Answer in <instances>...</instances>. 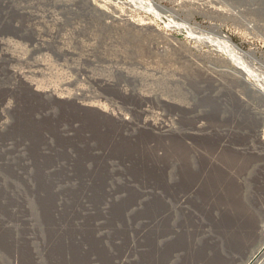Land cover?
<instances>
[{
    "label": "rangeland",
    "instance_id": "rangeland-1",
    "mask_svg": "<svg viewBox=\"0 0 264 264\" xmlns=\"http://www.w3.org/2000/svg\"><path fill=\"white\" fill-rule=\"evenodd\" d=\"M242 69L264 77V0H0V264L264 250V98Z\"/></svg>",
    "mask_w": 264,
    "mask_h": 264
},
{
    "label": "bare ground",
    "instance_id": "bare-ground-1",
    "mask_svg": "<svg viewBox=\"0 0 264 264\" xmlns=\"http://www.w3.org/2000/svg\"><path fill=\"white\" fill-rule=\"evenodd\" d=\"M127 20V19H126ZM129 21V20H128ZM131 23V22H130ZM136 27V26H135ZM221 38H222V40H223V42H225L226 43V45L228 46V47H230V48H232V49H235V50H240V49H238L237 47V45L236 44H234L233 43V41L230 39V37H228V36H226V35H219ZM237 46V47H236ZM229 48V49H230ZM242 74H243V78L244 77H247V78H249L250 80H251V82L248 84L250 87H252V89L254 88V90L255 91H257L263 98H264V77L263 76H261L260 74H254V75H251V74H248V71H246V70H244V69H242V72H241ZM243 78H242V80H243ZM244 81V80H243ZM246 83V82H245ZM247 84V83H246ZM95 106V105H94ZM97 106V105H96ZM149 146H151V143H147ZM211 161L212 160H210L209 162H210V166L212 167V165L214 164H212L211 163ZM182 166V165H181ZM209 166V165H208ZM183 167V166H182ZM184 168V167H183ZM182 168V169H183ZM214 168V167H213ZM219 168V167H218ZM181 169V170H182ZM210 169V168H209ZM208 169V170H209ZM225 169V168H224ZM203 170V169H202ZM207 170V169H206ZM215 171H217V170H215ZM204 173V172H203ZM227 173V172H226ZM211 174V173H210ZM209 174V175H210ZM215 174V173H214ZM217 174V173H216ZM196 175H197V173H196ZM202 175V174H201ZM204 175V174H203ZM185 176V175H184ZM187 176V175H186ZM208 176V175H207ZM206 176V177H207ZM201 177V176H200ZM203 177V176H202ZM186 178V177H185ZM183 179V178H182ZM190 179V178H189ZM192 179V178H191ZM199 180V179H198ZM203 180V179H202ZM176 181V180H175ZM188 181V180H187ZM192 181H193V179H192ZM205 181V180H204ZM181 182V181H180ZM186 182V181H185ZM196 183V182H195ZM198 183V182H197ZM197 183L195 184V187H193L192 186V184H190L191 186H190V189H189V192H192L193 190L195 191L196 189H197ZM179 184V183H178ZM173 185V184H172ZM171 185V186H172ZM180 185V184H179ZM178 185V186H179ZM183 185H185V184H183ZM202 185V184H201ZM167 186H166V184H165V188H166ZM169 188V187H168ZM167 188V189H168ZM171 188V187H170ZM176 188V187H175ZM179 188H181V187H179ZM170 190V189H169ZM178 190V189H177ZM185 190V189H184ZM183 190V191H184ZM188 190V189H187ZM187 190H186V193H187ZM168 191V190H167ZM166 191V192H167ZM171 191H172V189H171ZM198 191V190H197ZM163 192V191H162ZM173 192L174 191H172V195H173ZM175 193H176V189H175ZM174 193V194H175ZM183 193V192H182ZM182 193H180V191H179V194H182ZM161 194V193H160ZM171 194V193H170ZM191 194V193H190ZM165 195V194H164ZM163 195V196H164ZM167 195V194H166ZM165 195V196H166ZM185 194H183V195H181L182 197L184 196ZM187 195V194H186ZM194 195V194H193ZM162 196V195H161ZM169 196V195H168ZM171 196V195H170ZM175 196V195H174ZM194 196H196V195H194ZM177 197H178V194H177ZM188 197H189V195H188ZM191 197V196H190ZM193 197V196H192ZM165 198V197H164ZM170 198V197H169ZM173 198V197H172ZM171 198V199H172ZM176 198V197H175ZM161 200H163V199H161ZM188 200V199H187ZM176 201H178V200H176ZM181 201V200H180ZM183 201V200H182ZM181 201V202H182ZM164 202V201H163ZM167 202V201H166ZM172 203V202H171ZM165 204V203H164ZM177 204V203H176ZM180 204H182V203H180ZM179 204V205H180ZM184 204V203H183ZM169 205H170V203H169ZM178 205V204H177ZM167 206V205H166ZM181 206V205H180ZM184 206V205H183ZM174 207V206H173ZM166 208H168V207H166ZM155 209V208H154ZM168 211V210H167ZM169 211H170V209H169ZM171 211H172V209H171ZM170 211V212H171ZM169 212V213H170ZM174 212V211H173ZM166 213V212H165ZM165 213H163V214H165ZM160 214V213H159ZM161 214H162V212H161ZM160 214V215H161ZM167 214V213H166ZM166 216V215H165ZM162 217V216H161ZM164 217V216H163ZM168 218V217H167ZM166 218V219H167ZM156 219V218H155ZM159 219V218H158ZM165 219V218H164ZM182 219V218H181ZM162 220V219H161ZM157 222H158V220H157ZM159 222H160V220H159ZM185 222V221H184ZM152 223H153V221H152ZM155 224V223H154ZM177 224V223H176ZM153 225V224H152ZM184 225V224H183ZM175 226H177V225H175ZM174 226V227H175ZM179 227V226H178ZM188 227V226H187ZM180 228V227H179ZM177 229V228H176ZM190 229V228H189ZM178 230V229H177ZM180 230V229H179ZM172 233H174V232H172ZM172 233H171V235H172ZM232 233H234V229H233V231H232ZM167 234V233H166ZM160 235V234H159ZM170 235V234H169ZM240 235L242 236V237H245V239L240 243V244H245L246 246H249V245H252V243H253V240H254V236H255V232H254V230H253V228L251 229V232H250V234L249 235H245V234H243V233H240ZM161 236V235H160ZM219 240V239H218ZM221 241V240H220ZM215 242V241H214ZM223 243V242H222ZM217 246H218V250H223V247H224V245L223 244H221V245H218V244H216ZM181 248V247H180ZM178 249V248H177ZM176 249V250H177ZM182 249V248H181ZM196 249V248H195ZM179 250V249H178ZM212 251V250H211ZM177 252V251H176ZM250 250L249 251H247V252H245V253H240V252H238V251H227V253H228V256H229V260H228V262L229 263H233V262H235V261H237L238 259H244V262H243V264H257L263 257H264V250H257V251H252V252H250ZM217 253V252H216ZM215 254V253H214ZM120 260V259H119ZM122 261H123V259H122ZM200 261H201V259H200ZM206 262V261H205ZM117 264H121V262L120 263H118L117 262ZM197 264H203L202 262L200 263H197ZM210 264H222V262L221 261H215V262H212V263H210ZM224 264V263H223Z\"/></svg>",
    "mask_w": 264,
    "mask_h": 264
}]
</instances>
